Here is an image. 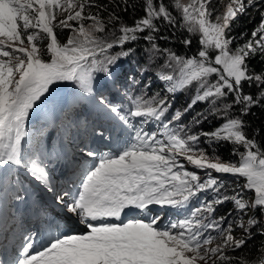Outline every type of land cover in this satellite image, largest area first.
Segmentation results:
<instances>
[{"label":"snow or ice","instance_id":"1","mask_svg":"<svg viewBox=\"0 0 264 264\" xmlns=\"http://www.w3.org/2000/svg\"><path fill=\"white\" fill-rule=\"evenodd\" d=\"M253 107L264 0H0V264H264Z\"/></svg>","mask_w":264,"mask_h":264},{"label":"trees","instance_id":"2","mask_svg":"<svg viewBox=\"0 0 264 264\" xmlns=\"http://www.w3.org/2000/svg\"><path fill=\"white\" fill-rule=\"evenodd\" d=\"M134 2H136V0H129V3H134ZM130 13H131V9L129 10V14ZM139 15H141V12L138 10L137 16H139ZM131 22H132V20L129 18L128 23L131 24ZM259 22H260L259 13L254 12L252 9H249L247 13L242 15L234 23L233 35H235L236 37H239L241 32H246L247 36H250L251 31L253 30V28H255L259 24ZM166 31H168V30L166 29ZM185 36H188V33L186 31L183 33L178 32L177 36L173 38L176 42L173 44H166V46H175L177 49L185 50L184 46L180 43V40L183 39ZM247 36H245V38L243 40L237 39L236 43L237 44L244 43V40L247 39ZM235 46H236V44L233 45V47H235ZM253 63L255 64L256 62H253ZM259 70H260V66L258 64H256V71H259ZM160 88H162V84H159V83L154 84L153 87L151 89H149V95H152L154 92L158 91ZM247 90L248 89L246 87L245 91H247ZM184 102H185L184 95L182 93H179L177 95V98H176L177 107H181ZM202 108L203 107H196V109H197L196 111H200ZM244 119H245L246 123H249L251 125V128H249L247 130L251 134V130L253 128L264 127V109L259 108V107H253L251 109V112L249 113V115L244 117ZM204 128L208 129L209 127L205 125ZM261 137H264V132H262L260 134V136L257 137V140L259 141L261 139ZM261 146L264 147V144H262ZM225 150H227V151H225ZM219 153H221L220 155H223L224 160L229 159L230 150L226 149V146H222ZM236 183H237V181H233V182L231 181L229 183H227L225 181V187L228 189V194H231V188L234 187L236 185ZM245 198L250 199V197L247 195L245 196ZM231 206H232L231 204L225 205L224 208L221 209V212L226 211ZM255 231L256 230L253 229V232H255ZM236 235L240 236L241 234L236 233ZM261 241H264V236L257 235L254 240H250L248 242V246L245 249H242L241 252L246 253L248 251H251L253 256L257 255V247H254V245L259 246ZM236 255H240V253H237Z\"/></svg>","mask_w":264,"mask_h":264},{"label":"rangeland","instance_id":"3","mask_svg":"<svg viewBox=\"0 0 264 264\" xmlns=\"http://www.w3.org/2000/svg\"><path fill=\"white\" fill-rule=\"evenodd\" d=\"M60 18H62V17H60ZM57 31H60L59 29H57ZM68 35V32L67 31H64L63 33H62V35H60V37H59V39L60 40H64L65 38H66V36ZM189 35V34H188ZM46 42V41H45ZM41 46H43V45H41ZM164 46H166V45H164ZM168 47H172L174 50H176L178 53H184L185 51H186V49L185 50H183V49H177L175 46H168ZM188 52H189V54H191V50H188ZM140 63L142 64V63H144V59L143 58H141V60H140ZM158 64L159 63H162V61H158L157 62ZM155 67V66H154ZM125 69H126V71H128L129 72V74H131V72H134V71H136V66L135 65H129V64H125ZM148 77H152V71H149V73H148ZM148 77H146L145 78V80H147V78ZM153 79H155V77H152ZM180 93H182L183 95H184V98H185V102L182 104V106L181 107H183V106H186V102L189 100V98H190V96H191V92H180ZM148 95H149V91H148ZM150 96V95H149ZM196 107H203L204 108V105L203 104H198ZM174 108H180V107H177V105L175 104L174 105ZM198 109V108H197ZM197 109H195V111L197 110ZM190 118V117H189ZM186 119H188V118H186ZM31 123L32 124H35L36 123V119H35V117H33V119H32V121H31ZM206 126H208V124L206 123L205 124ZM205 125H203V127L205 126ZM209 127V126H208ZM231 145H226V149H228V150H230L231 149ZM225 151H227V150H225ZM240 151H244V149L241 147L240 148ZM209 154H211V150H209ZM219 155L221 154V153H218ZM221 157H223V155H220ZM229 159H231V160H237L238 159V157H234V156H231L230 154H229ZM228 159V160H229ZM189 169L191 170V166H189ZM214 175H215V173H214ZM220 179H222V180H224V181H226L227 183H229V182H233V181H237L234 177H232V176H230V175H224V176H221L220 177ZM246 182V178H241L240 180H239V183L240 184H244ZM246 195L247 196H249L250 198H254V190L253 191H251V192H247L246 193ZM81 230H83L82 228H80ZM237 234H241V232L240 231H237L236 232Z\"/></svg>","mask_w":264,"mask_h":264}]
</instances>
